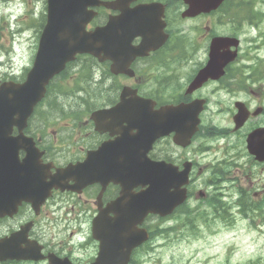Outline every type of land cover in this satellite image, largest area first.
<instances>
[{
	"label": "flooded vegetation",
	"instance_id": "1",
	"mask_svg": "<svg viewBox=\"0 0 264 264\" xmlns=\"http://www.w3.org/2000/svg\"><path fill=\"white\" fill-rule=\"evenodd\" d=\"M112 1L98 0L101 5L89 8L94 10L95 15L86 30L105 26L110 19H113L114 28L120 29L122 34L130 30L135 32L136 28L147 31L159 25V30L164 26L166 41L155 49L156 38L146 43L141 32L134 33L129 40L130 47L144 56H135L127 69L111 70L110 60L99 62L90 59L82 68H74L70 74H61L53 79L57 89L55 97L49 99L46 94L45 100L35 107L21 131V135L33 145L28 150L32 154L41 153L42 164L48 165L44 187H51L46 189L44 199L21 200L17 194L26 189V184L31 187V181L21 183L19 179L11 180L5 174L6 179H2L0 186V206L7 212L0 216V242L4 255L13 257L0 264H48L45 258L48 255L68 258L74 264H90L94 260L98 243L90 237L92 222L97 217L104 220L122 217V211L127 208L125 205L132 202V195L141 190L140 187H132L122 196L120 185L113 182L115 176L112 177L110 164L105 171L106 162L117 165L133 151L128 147L137 133L136 127H130L135 126L137 121L132 109L135 96L151 100L153 110L165 105L203 100L199 130L192 136L188 148L174 144V135L170 134L156 140L148 153L151 160L173 163L179 168L187 160L192 162L188 191L189 201L192 200L189 203L195 209L200 211L208 206V200H219L226 207L232 205L230 191L234 187V183H230L232 174L227 176V171L228 180L226 176H221L216 191L211 180L212 190L202 191L201 201L195 200L197 191H200L195 186V174L200 176L207 168L203 170L196 160L187 159L185 153L195 140H203L199 133L201 126L207 128V131L203 130L206 138L219 140L230 137L234 143L242 144L243 154L238 159L246 158L247 168L255 170L254 173L247 170L245 175L261 173V163L252 161L249 166V156L245 154L249 134L257 129L261 131V126H264V75H261V49L264 50L261 21L264 20V9H261V0H225L219 7L201 11L193 17L184 16L187 6L182 0H126L119 11L107 9L103 4ZM211 52L216 55L219 52L220 58L216 57L215 64L210 59ZM189 64L193 68L183 76L182 70ZM207 64H213V67L222 65V74L214 79L207 78L201 87L189 92L190 82ZM79 71H82L85 82L81 90H73ZM218 91L227 97L224 106L214 97ZM120 103L124 104L118 108ZM212 104L215 115L219 112L226 114L227 125L219 126L206 119L204 114ZM111 110L113 113H110ZM238 111L247 117L239 128L234 129ZM73 112L81 113L83 121L73 122ZM3 135L4 141L0 139V153H3L0 161L4 162L0 163V168L4 171L16 169L26 156L25 148L19 147V130L14 127L10 133L4 132ZM27 140L22 141L29 143ZM87 158L92 160L93 171L103 173V178L67 190L75 185L74 180H78L79 175H63L67 183L60 188L55 178L57 170ZM218 165L221 163L212 167V173L217 172ZM235 170L242 174L244 168L235 167ZM226 181L232 187L223 192L228 189ZM38 187L41 189L42 185L39 183ZM235 187L236 192L242 194L243 189ZM67 230V235L58 237ZM83 233V243L75 245V239ZM68 246L70 248L66 251ZM75 249H81L82 255L91 251V257L80 262L82 256H75ZM12 250L23 251L25 256V250H29L34 257L38 256L39 250L45 259H16Z\"/></svg>",
	"mask_w": 264,
	"mask_h": 264
},
{
	"label": "water",
	"instance_id": "2",
	"mask_svg": "<svg viewBox=\"0 0 264 264\" xmlns=\"http://www.w3.org/2000/svg\"><path fill=\"white\" fill-rule=\"evenodd\" d=\"M191 5H196L195 1L184 0ZM84 0H48L47 1V17L46 23L41 31L38 48L33 60L32 68L29 70L25 81L20 84L4 83L0 85V131L4 125H17L24 127L26 119L31 114L33 107L40 101L45 92V86L48 81L57 73H59L66 63L72 61L77 54L84 53H96L97 49L91 47L87 43V33L84 31ZM112 48L116 51H123L128 54L126 57L130 58L132 53L122 46V41L116 39L113 41ZM213 66L208 70H202L193 84L191 89L198 87L207 77H216V71ZM214 74V75H213ZM213 75V76H212ZM201 101L193 103L192 105H180L170 108H162L160 111L153 113L158 117H168V123L166 129L161 130L163 123L159 122L155 126V116L148 115L147 118H137L136 125L130 127H136L137 133L132 138V146L145 150L148 148L147 143H151L152 139L158 136H163L171 131H174L180 125L175 127L178 122L184 119L188 122L191 130H195L196 115L200 107ZM94 119V117H93ZM158 127V128H156ZM4 136H0L1 138ZM188 138V137H187ZM182 145H187L181 142L184 136L179 135L174 138ZM256 158L264 161V129H261V152H252ZM133 156L128 160L121 159L117 162V165L110 164L112 170L116 173L115 181L123 187H130L133 185H149L148 191L144 192L143 196L145 200L142 204L134 206L135 211H139L141 215L137 218H141L147 213L159 212L161 215L170 211L174 206L180 204L185 197L184 190L181 189L182 185L187 184L188 168L183 172L178 173L174 169L167 167L163 163H155L144 160V155L133 152ZM27 164L29 161L26 162ZM130 165L131 169H128ZM75 168V167H71ZM83 171V180L88 182L87 178L90 169V163L86 162L80 164L78 168L74 169ZM128 169V171H126ZM91 170V169H90ZM112 171V172H113ZM131 181V185H130ZM45 187L41 192H37V198L45 197ZM172 190V191H171ZM7 209L0 207V216L4 215ZM134 213V212H133ZM137 213V212H135ZM134 213V215H135ZM140 221V220H139ZM138 221V223H140ZM105 229V228H104ZM112 231L108 232V227L103 231L93 226L94 238L101 240V242L114 241L112 238L115 236L121 240L120 231L126 230V227L122 225L113 226ZM131 236V235H130ZM126 240L133 241L134 239ZM16 258H29L25 256L23 251L12 250L11 251ZM120 253L107 254L105 249H101L98 258L94 264H125L124 259L121 258ZM13 256H5L3 253L2 245L0 242V260L7 258L12 259ZM35 257L34 259H39ZM55 264V263H52Z\"/></svg>",
	"mask_w": 264,
	"mask_h": 264
},
{
	"label": "rangeland",
	"instance_id": "3",
	"mask_svg": "<svg viewBox=\"0 0 264 264\" xmlns=\"http://www.w3.org/2000/svg\"><path fill=\"white\" fill-rule=\"evenodd\" d=\"M12 1L0 0V67L6 62L13 49L15 54L11 56L18 61L14 60V62L30 64L38 40V23L42 13H45V0H34V11H30L27 16L22 15L16 21L10 19L11 25H8L5 23L8 16L3 17V15ZM18 11L21 12L22 9L15 10L14 13ZM187 25L184 24V26ZM261 34H264V20L261 21ZM243 46L247 47V44ZM192 68L191 64L187 65L182 70L183 76H186ZM261 70V75H264V50L262 49ZM2 71L3 69L0 68V75ZM219 92L214 97L224 106L227 97ZM214 110V105H210L204 114L206 119L212 120L219 126L227 125L226 114L219 112L215 115ZM202 139L195 140L191 148L186 151L187 159L196 160L203 170L215 162L221 163L222 166L229 164L227 176L232 174V180L237 179L236 186L247 188L252 186L254 175L237 174L235 170V167H243L241 161L236 163L237 159H230L229 162H225L231 155L242 151L241 143H234L230 137L219 140H209L206 137ZM244 169L247 170V167ZM262 174H264V168L261 169ZM227 176L226 180H228ZM207 177V174H204L197 180L195 185L197 189L206 190L204 182ZM226 182L229 183V181ZM223 185L226 184L223 183ZM232 190L236 191L235 187ZM233 212V219L228 224L221 220H212L209 223H198V227H195L180 224L181 219L179 221L172 219L168 223H155L154 230L166 229L168 233L158 236L159 238L155 240V243H159L155 253L147 257H136L135 260L143 264H264V218L256 219L252 225L250 219L238 214L236 209H233ZM67 233L68 230L63 231L58 237Z\"/></svg>",
	"mask_w": 264,
	"mask_h": 264
},
{
	"label": "trees",
	"instance_id": "4",
	"mask_svg": "<svg viewBox=\"0 0 264 264\" xmlns=\"http://www.w3.org/2000/svg\"><path fill=\"white\" fill-rule=\"evenodd\" d=\"M243 213H244V211H243ZM261 214H262V212H261Z\"/></svg>",
	"mask_w": 264,
	"mask_h": 264
}]
</instances>
